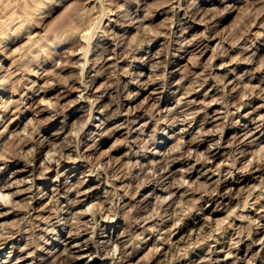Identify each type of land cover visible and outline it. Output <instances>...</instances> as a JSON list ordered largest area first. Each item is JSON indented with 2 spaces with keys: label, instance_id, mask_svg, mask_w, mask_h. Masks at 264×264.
Segmentation results:
<instances>
[{
  "label": "rangeland",
  "instance_id": "1",
  "mask_svg": "<svg viewBox=\"0 0 264 264\" xmlns=\"http://www.w3.org/2000/svg\"><path fill=\"white\" fill-rule=\"evenodd\" d=\"M0 204V264H264V0H0Z\"/></svg>",
  "mask_w": 264,
  "mask_h": 264
},
{
  "label": "bare ground",
  "instance_id": "2",
  "mask_svg": "<svg viewBox=\"0 0 264 264\" xmlns=\"http://www.w3.org/2000/svg\"><path fill=\"white\" fill-rule=\"evenodd\" d=\"M98 22H99V21H98ZM100 22H101V21H100ZM81 24H82V23H81ZM101 24H102V23H101ZM82 25H83V24H82ZM93 25H94V24H93ZM77 26H78V25H77ZM78 27H79V26H78ZM80 27H81V26H80ZM90 27H91V26H90ZM92 27H93V26H92ZM92 27H91V28H92ZM101 27H102V26H101ZM84 29H85V28H84ZM84 29H83V30H84ZM93 30H94V29H93ZM84 34H85V33H84ZM79 35H80V34H79ZM87 37H89V38H87V39H90L91 36H87ZM85 38H86V37H85ZM73 39H74V38H73ZM87 39H86V41H87ZM75 40H76V39H75ZM88 41H90V40H88ZM67 42H68V41H67ZM63 43L65 44V42H63ZM72 43H73V42H72ZM70 44H71V43H70ZM88 44H89V43H87V45H88ZM90 44H91V42H90ZM88 46H89V45H88ZM85 48H86V47H85ZM86 49H87V48H86ZM88 49H89V48H88ZM85 51H86V50H85ZM107 52H108V51H107ZM86 53H89V50H87V51L85 52V54H86ZM55 54H56V52H55ZM85 54H84V56H85ZM52 55H53V54H52ZM87 55H88V54H87ZM87 55H86V56H87ZM134 55H136V54H134ZM86 56H85V57H86ZM47 58H48V57H47ZM49 58H50V57H49ZM107 60H108V59H107ZM104 61H105V60H104ZM84 66H85V65H84ZM84 66H83V70H84ZM85 68H86V67H85ZM85 70H86V69H85ZM85 70H84V71H85ZM97 74H98V73H97ZM3 90H4V89H3ZM21 112H22V111H21ZM22 113H23V112H22ZM184 121H185V120H184ZM185 122H186V121H185ZM246 136H247V135H246ZM171 138H172V137H171ZM250 144H252V143H250ZM250 144H247V146L250 145ZM258 145H259V144H258ZM245 146H246V145H245ZM237 147H238V146H237ZM234 152H235V151H234ZM172 153H173V152H172ZM179 158H180V157H179ZM75 160H76V159H75ZM231 160H232V158H231ZM179 161H180V160H179ZM209 162H210V161H209ZM209 162H208V163H209ZM255 163H256V162H255ZM170 167H171V166H170ZM257 168H258V167H257ZM246 169L248 170V168H246ZM247 170H246V171H247ZM243 171H244V169H243ZM245 173H246V172H245ZM247 173H248V172H247ZM149 179H150V178H149ZM9 182H10V181H9ZM182 185H184V184H182ZM56 186H57V189H58V188H60L62 185H58V184H57ZM168 191H169V190H168ZM43 192H44V191H43ZM221 198H222V197H221ZM260 198H261V197H260ZM130 199H131V198H130ZM257 200H258V199H257ZM3 201H4V200H3ZM247 201H248V198H247ZM247 201H246V202H247ZM164 202H165V201H164ZM0 205H1V204H0ZM244 206H245V205H244ZM4 207H6V206H4ZM237 209H238V208H237ZM56 210H57V209H56ZM56 210H55V211H56ZM146 210H148V209H146ZM56 212H57V211H56ZM233 212H234V211H233ZM56 215H57V214H56ZM153 216H154V214H153ZM149 217H150V216H149ZM143 219H144V218H143ZM146 219H147V218H146ZM160 220H161V219H160ZM59 222H60V220H59ZM79 222H80V221H79ZM140 222H141V221H140ZM149 222H151V221H149ZM134 223H135V222H134ZM139 224H140V223H139ZM154 225H155V224H154ZM147 230H148V229H147ZM231 230H232V229H231ZM153 235H154V234H153ZM118 238H119V237H118ZM4 240H6V239H4ZM7 240H8V239H7ZM111 241H112V240H111ZM4 243H6V242H4ZM46 243H47V242H46ZM139 243H140V242H139ZM107 244H108V243H107ZM53 249H54V248H53ZM137 249H138V248H137ZM44 250H45V249H44ZM24 251H25V250H24ZM63 251H64V250H63ZM43 252H44V251H43ZM62 253H63V252H61L60 254H62ZM49 254H50V253H49ZM63 254L66 255V254H67L66 251H65ZM30 255H31V254H30ZM66 256H67V255H66ZM127 256H128V255H127ZM38 257H39V256H38ZM61 257H62V256H60V258H61ZM9 258H10V257H9ZM42 258H44V257H42ZM57 258H58V257H57ZM58 259H59V258H58ZM58 259H57V260H58ZM59 260H60V259H59ZM60 261H61V260H60ZM5 262H6V260H5ZM18 262H19V261H18ZM3 264H4V262H3Z\"/></svg>",
  "mask_w": 264,
  "mask_h": 264
}]
</instances>
